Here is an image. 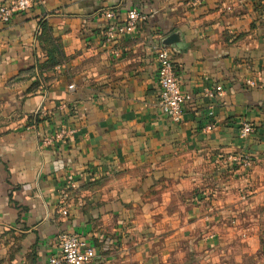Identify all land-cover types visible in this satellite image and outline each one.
<instances>
[{"label":"crops","instance_id":"0c3cea01","mask_svg":"<svg viewBox=\"0 0 264 264\" xmlns=\"http://www.w3.org/2000/svg\"><path fill=\"white\" fill-rule=\"evenodd\" d=\"M63 232L91 264H264V0H39L0 24V264H49Z\"/></svg>","mask_w":264,"mask_h":264},{"label":"built area","instance_id":"2783aa9c","mask_svg":"<svg viewBox=\"0 0 264 264\" xmlns=\"http://www.w3.org/2000/svg\"><path fill=\"white\" fill-rule=\"evenodd\" d=\"M204 0H194L200 3ZM39 0H4L0 3V24L9 23L13 14L23 12ZM145 16L135 9L127 12L124 23L116 29L118 33H132L137 29L139 21ZM112 29L110 34H112ZM157 76H158V106L161 111L172 121L179 122L182 119L184 105L190 100V95L183 92L180 87L179 77L174 69L171 56L166 49H161L156 53ZM72 89L73 85H69ZM212 96V92H208ZM210 128V126H208ZM253 127L250 123H243L240 134L242 137L251 133ZM57 134L56 136H58ZM242 166L247 167L249 160L247 158H235ZM66 187H75L71 176L67 178ZM65 196L66 191H61ZM61 213L67 214V209L62 206ZM57 255H52L49 264H91L96 256V250L89 245L80 235L74 232H63L60 235V245Z\"/></svg>","mask_w":264,"mask_h":264}]
</instances>
